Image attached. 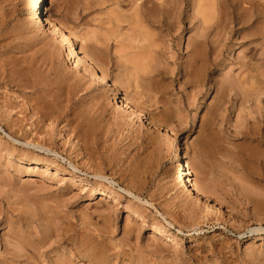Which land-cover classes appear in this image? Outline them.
<instances>
[{
    "label": "rangeland",
    "instance_id": "obj_1",
    "mask_svg": "<svg viewBox=\"0 0 264 264\" xmlns=\"http://www.w3.org/2000/svg\"><path fill=\"white\" fill-rule=\"evenodd\" d=\"M142 1L0 0V264H264V0Z\"/></svg>",
    "mask_w": 264,
    "mask_h": 264
},
{
    "label": "bare ground",
    "instance_id": "obj_2",
    "mask_svg": "<svg viewBox=\"0 0 264 264\" xmlns=\"http://www.w3.org/2000/svg\"><path fill=\"white\" fill-rule=\"evenodd\" d=\"M44 0H36V7H40L41 6V4H42V2H43ZM160 2L159 3H157L156 4V2L154 1V0H143L140 4V8L143 10L145 7H147L150 3L153 5H155L156 4V6H157V8L159 9L158 11H157V9H156V12H159V13H161L162 15H164V17L166 18L167 17V15L169 14V13H167L166 11L164 12V11H162V9H165V10H168V7L165 5L168 1L167 0H159ZM183 1V0H182ZM182 1L180 0V1H178V3H176L177 4V7L180 9L181 8V4H182ZM148 4V5H147ZM176 4H175V7H176ZM147 5V6H146ZM145 6V7H144ZM156 6H153V7H156ZM166 6V7H165ZM183 6V5H182ZM167 8V9H166ZM183 8V7H182ZM177 9V8H176ZM141 10V11H142ZM145 12V11H144ZM144 12H142L143 14H144ZM179 12V11H178ZM148 13V12H147ZM147 13H145V14H147ZM143 14H141V15H143ZM148 15V14H147ZM147 15H144L145 17L147 16ZM150 15H148V17H149ZM147 18V17H146ZM197 18V17H196ZM32 24H33V26L34 27H40V26H42L43 25V19L41 18V15L39 14V13H37L35 16H34V19H33V21H32ZM55 27V30H56V32H57V34L60 36V40H61V42L63 43L62 45H64V47L67 49V51H68V53H67V58L69 59V57L71 56H73V55H76L78 52H79V50L77 49V47H76V45H75V43L71 40V38H70V36H69V34L68 33H66L64 30H63V28L60 26V25H55L54 26ZM192 42H194V41H191V44L188 46V47H186V53H185V57L188 59H193V58H195V57H197V56H195V53L196 52H194L195 50H193L194 48H192L193 47V45H194V43L192 44ZM193 55H194V57H193ZM196 55H197V53H196ZM71 61L73 60V58H71L70 59ZM193 61V60H192ZM191 62V61H190ZM74 63H75V65L77 66L78 65V62L75 60L74 61ZM90 69H92V70H96L97 69V71H98V73L100 74V77H101V79H102V81H106L107 80V77L105 76L106 74H105V72H104V70L103 69H101V68H96V65H93V64H90ZM94 70V71H95ZM5 76V75H4ZM19 83V82H18ZM69 86V85H68ZM71 86V85H70ZM69 86V87H70ZM49 88H47V87H41L39 84H35V85H33V91L36 93H39V92H43V91H49V92H52V91H54V89H55V87H53V86H48ZM72 87V86H71ZM70 87V88H71ZM69 88V89H70ZM72 89H74L73 87H72ZM75 90V89H74ZM74 90H69V94H72L71 92L72 91H74ZM108 91L112 94V95H114L116 98H118V99H121L120 97H118V95H117V91L115 90V89H113L112 88V86H108ZM54 97H56V96H54ZM51 98H52V96H51ZM51 98L50 99H48V98H46V99H44V101H42V102H37V103H35V105H36V107H35V109H34V111H38V113L41 115L40 116V118H39V120H37V122L35 121L33 124H31L30 125V129H32L33 127H35V130L37 131V132H40L41 130L39 129L40 128V123H42V122H44V120L45 119H53V121L54 122H66L64 125H65V127H67L68 128V126H71L72 127V125H73V121H72V119L70 120V118H68V116L70 115L69 113L71 112V110H72V107H69V104H71V102H72V99H71V97L69 96V95H67L64 99V101H65V105H63V106H61L60 104L62 103L61 101H58V98L56 97V98H53L52 100H51ZM63 101V102H64ZM67 103V104H66ZM122 106L124 107V108H129V109H132V107H134L133 105H130V104H128L127 103V100H123L122 101ZM192 104V103H191ZM135 108V107H134ZM87 111H88V109H87V107L85 108ZM73 112V111H72ZM71 112V113H72ZM85 113V112H84ZM83 113V114H84ZM134 114L136 113V112H133ZM88 114V113H87ZM72 115V114H71ZM84 115H86V114H84ZM89 115V114H88ZM90 116V115H89ZM88 116V117H89ZM138 116H139V114H138ZM75 117V116H74ZM92 117V116H91ZM90 117V118H91ZM73 118V117H72ZM76 118V117H75ZM93 118V117H92ZM91 118V119H92ZM74 119V118H73ZM87 119H89V118H87ZM79 120V119H78ZM93 120V119H92ZM76 121H77V119H76ZM75 121V122H76ZM80 122V121H79ZM78 122V124L76 125V126H73V128L74 129H78L79 127H80V123ZM147 122H148V124H152V121L150 120V119H147ZM54 127V126H53ZM12 129V128H11ZM13 130V129H12ZM54 130V129H53ZM21 131H23V129H21L20 131H19V133L21 132ZM29 132V131H28ZM16 134H18V133H16ZM21 134V133H20ZM25 134H26V132H25ZM38 143V142H37ZM40 144V143H39ZM39 144H38V147L39 148H41L40 146H39ZM37 145V144H36ZM42 145V144H41ZM45 145H42V147L43 148H45L44 147ZM46 148H48V147H46ZM45 148V149H46ZM42 149V148H41ZM40 149V150H41ZM29 154H32L31 152L29 153ZM28 154V155H29ZM33 155V154H32ZM35 156H37V155H35ZM28 157V156H27ZM22 161H24V162H26V164H28V165H31V164H39L38 163V161H37V159H35V158H26V159H24V160H22ZM189 161H187L185 158H184V161H183V166H181L180 167V169L178 170V180H179V182L181 183V184H183L184 186H185V188L186 189H188V191H189V193L191 194V195H197V196H201V193H200V190H199V188L197 187V185L188 177V175L191 173V172H187V170H190V162L188 163ZM44 165L45 166H48V165H50L49 164V162H44ZM59 169H57V171H58ZM60 171V170H59ZM72 177H75V178H77V176L75 175V176H72ZM71 179V178H70ZM72 180H73V178H72ZM125 190H126V192L130 195V196H133L134 194L130 191V189L129 188H125ZM99 194V192H97L96 190H93L90 194H89V196L87 197V199L88 200H90V199H94V197H96L97 195ZM100 195H107L106 194V190H101L100 191ZM135 199H137V198H135ZM15 253V252H14ZM97 254L99 253V252H96ZM96 253H94L93 255H96ZM16 254V253H15ZM91 254L92 253H90L89 255H90V258H89V260H88V263L89 264H96V263H99V264H101V261L100 262H98V257H91ZM17 255H18V253H17ZM16 255V256H17ZM87 257H89V256H87ZM102 258H104V257H102ZM99 260H100V258H99ZM102 260V259H101ZM103 261H108V259L106 260H104L103 259ZM102 261V262H103ZM104 263V262H103ZM107 264V263H106Z\"/></svg>",
    "mask_w": 264,
    "mask_h": 264
}]
</instances>
